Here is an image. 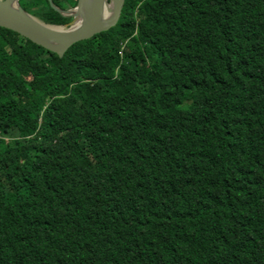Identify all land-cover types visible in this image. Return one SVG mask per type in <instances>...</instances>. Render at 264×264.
<instances>
[{
  "label": "trees",
  "instance_id": "1",
  "mask_svg": "<svg viewBox=\"0 0 264 264\" xmlns=\"http://www.w3.org/2000/svg\"><path fill=\"white\" fill-rule=\"evenodd\" d=\"M0 264H264V0H123L61 57L0 28Z\"/></svg>",
  "mask_w": 264,
  "mask_h": 264
},
{
  "label": "water",
  "instance_id": "2",
  "mask_svg": "<svg viewBox=\"0 0 264 264\" xmlns=\"http://www.w3.org/2000/svg\"><path fill=\"white\" fill-rule=\"evenodd\" d=\"M18 0H0V28L7 29L30 43L61 57L72 43L112 26L118 16L123 0H76L67 10L55 7L47 0L51 9L63 16H71L62 26L47 25L27 14ZM109 7V15L101 17L103 7ZM77 21L78 24L73 26Z\"/></svg>",
  "mask_w": 264,
  "mask_h": 264
},
{
  "label": "bare ground",
  "instance_id": "3",
  "mask_svg": "<svg viewBox=\"0 0 264 264\" xmlns=\"http://www.w3.org/2000/svg\"><path fill=\"white\" fill-rule=\"evenodd\" d=\"M109 15V7L107 6V7H103V9H102V11H101V13H100V16L101 17H106V16H108ZM78 24V22L77 21H75L74 23H73V26H76Z\"/></svg>",
  "mask_w": 264,
  "mask_h": 264
},
{
  "label": "rangeland",
  "instance_id": "4",
  "mask_svg": "<svg viewBox=\"0 0 264 264\" xmlns=\"http://www.w3.org/2000/svg\"><path fill=\"white\" fill-rule=\"evenodd\" d=\"M74 5H75V4H74ZM74 5H73V6H74ZM73 6H72V7H73ZM72 7H69V8H72Z\"/></svg>",
  "mask_w": 264,
  "mask_h": 264
}]
</instances>
